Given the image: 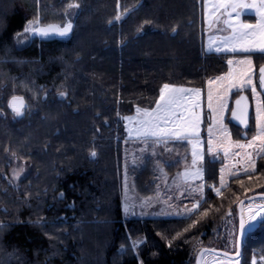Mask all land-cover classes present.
Wrapping results in <instances>:
<instances>
[{
  "label": "trees",
  "instance_id": "1",
  "mask_svg": "<svg viewBox=\"0 0 264 264\" xmlns=\"http://www.w3.org/2000/svg\"><path fill=\"white\" fill-rule=\"evenodd\" d=\"M202 2L0 0V264H196L201 247L227 245L239 201L264 191L256 155L254 172L224 186L223 162L205 160L206 197L189 216L123 210L124 117L154 108L164 84L203 88L228 70L230 53L202 46ZM37 17L39 26L73 22L72 37L21 44ZM14 96L28 103L23 117L9 107ZM17 163L24 170L14 184ZM148 163L134 175L143 194L155 186ZM238 260L264 264V223L246 232Z\"/></svg>",
  "mask_w": 264,
  "mask_h": 264
},
{
  "label": "snow or ice",
  "instance_id": "2",
  "mask_svg": "<svg viewBox=\"0 0 264 264\" xmlns=\"http://www.w3.org/2000/svg\"><path fill=\"white\" fill-rule=\"evenodd\" d=\"M68 9L78 8L79 4L69 3ZM215 11L212 16L215 17L216 12L221 8L227 13V17L223 19L222 23L224 28L218 29V31H228L229 35L222 37H210L209 51L213 50L211 41L218 40L219 43L215 46L216 52H230V53H255L259 52L264 54V0H220L218 4L212 5ZM231 9V11H228ZM246 10H254V14L258 17L255 24L246 23H233V14L235 18L239 20L240 15ZM224 15V13H221ZM116 20L121 19L120 15H117ZM219 22V17H216V21ZM146 23H149L146 21ZM210 23H212L210 21ZM72 30L71 22L61 25H47L40 27L39 18L37 17L35 22L29 21L28 25L24 28V33L32 35H38L41 37H49L53 34L61 37H67ZM175 31V29L173 30ZM21 35V34H18ZM229 65V72L224 76L216 77L214 80H209L208 90V108L214 113H218V119L214 120L217 131L222 136L229 139L230 143L227 148L224 149V155L228 156L232 148L241 150L255 148L257 158H264V101L259 99L260 93L256 90V85L253 83V61L251 56L248 55L242 59H229L227 61ZM236 68H233V65ZM224 82L217 85V92L215 96L216 107H213V91L211 85L213 83ZM251 86L253 97L256 98V116L255 126L256 134L249 140L247 144L240 143L239 141L231 142L230 134L227 128L223 124V112L227 110L226 96L222 93H227L233 88L244 89ZM259 86L264 89V66L259 69ZM66 93H61V96H65ZM200 89H188L184 87L171 86L164 84L160 89L159 97L155 102V107L151 109L137 108V115L134 117H124L130 124H134V127L128 128L129 138H135L145 144L151 140L154 144L166 143L167 140H188L193 144L192 151V165H197V157L199 154L198 147L200 145V116L197 109L200 108ZM247 97L241 96L236 101L237 108L232 110V116L234 119L245 127L248 126L247 105L241 107V102L246 101ZM9 107L15 113L16 116L23 115L24 100L23 97H12L9 101ZM209 134L213 133V129L209 127ZM257 141L259 144L257 145ZM142 149L141 151H144ZM211 140L209 141V149L211 152ZM91 155L94 157L95 152ZM234 156L241 157V161L245 163L243 172L250 174L255 171V160L253 159L252 152H244L243 155L240 152L233 153ZM202 159V155L200 156ZM239 163V161H238ZM224 169H221V173ZM203 169L198 168L195 172V178L203 179ZM238 173L233 172L235 176ZM186 175V174H185ZM250 178V175H249ZM225 185L224 177L221 176V186ZM202 185L200 186L202 190ZM217 195L220 194V189H216ZM243 203V202H241ZM199 208V201L193 205V208L189 211H196ZM250 208L249 219L245 220L243 214H241L239 228L241 233L248 231L254 226V223H264V204H258L256 209ZM231 215V212L229 213ZM3 228V225H0ZM187 230V229H186ZM226 257L227 253L224 254ZM239 251L236 252V256L239 257ZM231 260V257H229ZM235 264H240L239 260H235ZM253 264H256L253 261Z\"/></svg>",
  "mask_w": 264,
  "mask_h": 264
},
{
  "label": "rangeland",
  "instance_id": "3",
  "mask_svg": "<svg viewBox=\"0 0 264 264\" xmlns=\"http://www.w3.org/2000/svg\"><path fill=\"white\" fill-rule=\"evenodd\" d=\"M220 0H203L201 6L202 15V27H203V48L205 52L215 51L218 40L211 41L213 50L209 51L210 37H222L227 34L228 31H218V29L224 28L222 23L223 19L227 17L225 10L221 8L216 12L215 17L212 13L215 9L212 5L218 4ZM251 2V1H249ZM231 11V9H228ZM254 10H246L244 12H252ZM224 13V15H221ZM242 15V14H241ZM240 15V16H241ZM216 17H219V22L216 21ZM210 21L212 23H210ZM237 21V22H236ZM243 17H239V20L235 18L233 14V23H241ZM247 21V20H245ZM244 21V22H245ZM247 24H252L248 22ZM32 34L23 33L19 38L21 44H25L31 39ZM176 87H184L188 89H200L193 88L186 85H173ZM201 90L200 95V108L196 111L200 116L199 134L200 145L198 152L200 155L197 157V165H192V151L193 144L188 140H176L170 139L166 143L154 144L151 140L147 144L136 140L134 137L129 138L125 150H124V163H123V210L124 215L127 217H142V218H154V217H186L191 215L194 211H189L193 208V205L199 201V207L206 197V167L203 165V160L206 158L219 157L224 165L228 168L229 177L233 172L241 173L246 166L243 161L237 160V156L226 157L224 150H220L219 146L215 145L217 140H220L221 134L217 131V125L214 124V120L218 119L219 114L212 112L208 108L204 89ZM213 102H216L213 96ZM215 108L216 106L213 105ZM141 109V108H140ZM148 109V108H147ZM137 115V111L134 114L127 115L126 117H134ZM126 128L134 127V124H130L125 119ZM209 127L213 129V133L209 134ZM219 134L218 136H214ZM239 134L242 135V131L239 130ZM256 134L250 135L247 139H237L240 143L247 144L249 140ZM129 136V133H128ZM211 140V147L215 152H207L209 149V141ZM225 140H228L227 138ZM230 142V141H229ZM227 142V143H229ZM224 143V144H227ZM214 144V145H213ZM259 141H257V145ZM217 146V148H216ZM228 146V145H225ZM216 148V149H215ZM145 149L144 151H141ZM236 150V148H234ZM233 149V150H234ZM237 152H241V149H237ZM213 151V150H212ZM245 151L252 152L253 158L256 155L255 148L245 149ZM232 152V149H231ZM214 153V154H212ZM202 155V159L200 156ZM153 160L154 168L156 171V178L154 180L155 186L152 193H142L135 184L134 175L139 169H143L145 166L148 168L152 165L148 163V160ZM239 161V163H238ZM221 167V169H222ZM23 165L17 163L11 170L13 183L16 184L23 175ZM198 168L203 169V179L195 178V172ZM186 174V175H185ZM228 176V173L227 175ZM221 179V178H220ZM229 179L226 178L225 184ZM221 183V180H220ZM202 187V190L200 186ZM258 204H264V200L257 199L246 203V215L247 220L250 215V208L256 209ZM263 213H261L262 215ZM238 227L232 225L229 233V242L223 246V249L234 251L237 243ZM236 259H229L212 252H207L203 257V264H235Z\"/></svg>",
  "mask_w": 264,
  "mask_h": 264
},
{
  "label": "crops",
  "instance_id": "4",
  "mask_svg": "<svg viewBox=\"0 0 264 264\" xmlns=\"http://www.w3.org/2000/svg\"><path fill=\"white\" fill-rule=\"evenodd\" d=\"M251 1V0H248V2ZM240 17H243V21L242 23H248V22H251L252 24H255L256 23V20L258 19V17L254 14V11L252 12H243L242 15ZM247 20V21H245ZM245 21V22H244ZM237 22V21H236ZM239 23V22H238ZM226 35H229V32H227V34H224V36ZM213 52H216V51H213ZM217 53H230V52H217ZM250 55L251 56V59L253 61V65H252V68H253V83L256 85V90L258 93H260V96H259V99L261 101H264V93L261 91L260 89V86H259V69L264 66V54H261L259 52H255V53H251V54H248V53H230V56L228 58L229 59H242L246 56ZM261 65V66H259ZM233 68H236L237 66L234 64L232 66ZM229 72V65H228V70L222 74H219V75H216V76H213V77H210L206 83H205V86L203 88L201 87H193V88H200V89H204V93H205V96H206V101L208 103V99H207V95H208V90H209V84H208V81L209 80H214L216 77H220V76H224L226 73ZM220 83H227V81H224V82H219L217 81L216 83H213L211 85V88H212V91H213V96L215 98L216 96V92H217V85L220 84ZM248 90L249 93L246 91ZM236 92H247L250 96V99H251V103H252V119H251V124H252V120H253V125L256 129V126H255V116H256V98L253 97V94H252V91H251V86H248V87H245L244 89L240 90V89H236V88H233L231 91L227 92V93H222L226 96V104H227V110H225L223 112V124L224 126L227 128L228 130V133L230 134V138H231V142H235V141H238L235 137H234V132L232 130V127L231 125L228 123V118L230 117V112H231V109H232V106H233V101L234 99L238 96H235V93ZM213 105L216 106V102H213ZM220 133V132H219ZM219 135V134H218ZM217 134H215L214 136H218ZM227 137L225 136H222L221 135V138L220 140H217L216 144L217 146H219L220 150H224L225 148H227L228 146H225V145H229V139L228 140H225ZM229 142V143H227ZM224 143H227V144H224ZM214 145V144H213ZM216 146V148H217ZM215 148V149H216ZM232 148V152L230 151V154L229 156H232L233 153H236L238 150L236 148V150ZM211 152H215L214 149L213 151ZM224 152V151H223ZM244 152H248V151H245V150H241V154L243 155ZM210 152H207L208 155L211 156V154H209ZM214 154V153H212ZM229 156H226V157H229ZM208 156H206L207 158ZM205 158V160H206ZM255 160V158H253ZM203 160V162L205 161ZM237 160L241 161V157L237 156ZM255 168H256V160H255ZM222 169H224V172L220 174V178L221 176L223 175L224 177V181L227 179H230L228 178L229 177V171H228V168H226V166L224 165V167H222ZM228 173V176H226ZM232 176V175H231ZM230 176V177H231ZM221 180V179H220Z\"/></svg>",
  "mask_w": 264,
  "mask_h": 264
},
{
  "label": "water",
  "instance_id": "5",
  "mask_svg": "<svg viewBox=\"0 0 264 264\" xmlns=\"http://www.w3.org/2000/svg\"><path fill=\"white\" fill-rule=\"evenodd\" d=\"M71 24H72V30H71L70 34L67 37H61V36L55 35V34H53V35H51L49 37H41V36H39V37L42 38L43 40H49V39H54V38L70 39L72 37V35H73V30H74V23L71 22ZM47 25H59V24L51 23V24H47ZM47 25H42L40 27L47 26ZM261 91L264 93V89H261ZM241 96L247 97L246 101H242L241 102V107H243L245 105V103L247 105V116H248V126L247 127L242 125L239 122V120L234 119L233 116H232V110L237 108L236 101L238 99H240ZM14 97H23V100H24L23 115L20 116V117H23L25 115V109L28 107V103H27V101H26L24 96H14ZM251 119H252V103H251V99H250V96H249V94L247 92H242L233 101V106H232V109H231V112H230L229 120H230V122L232 124H234V125H236V126H238L239 128L242 129V135L241 136L243 138L247 139L249 137L248 130L251 127ZM257 199H264V191L256 192V193L247 195V196L243 197L239 201V203H238L239 222H240L241 214H243L244 219L247 220L246 208H245L246 203H248L250 201H253V200H257ZM241 202H243V203H241ZM246 232L241 233L239 225H238L237 244H236V250L235 251H230V250H227V249L218 248V247H212V246H203V247H201L199 249L197 255H196V264H203V257H204V255L207 252H212V253H215V254L223 256V257H226L224 254L227 253L228 256L226 258L231 257V259H239L241 257V255H242V252H243L244 238H245ZM237 251H239V253H240L239 257L236 256V252Z\"/></svg>",
  "mask_w": 264,
  "mask_h": 264
},
{
  "label": "flooded vegetation",
  "instance_id": "6",
  "mask_svg": "<svg viewBox=\"0 0 264 264\" xmlns=\"http://www.w3.org/2000/svg\"><path fill=\"white\" fill-rule=\"evenodd\" d=\"M13 113H14V112H13ZM14 114H15V113H14ZM15 116H16V115H15ZM16 117H20V116H16ZM235 250H236V249H235ZM235 250H234V251H235Z\"/></svg>",
  "mask_w": 264,
  "mask_h": 264
}]
</instances>
